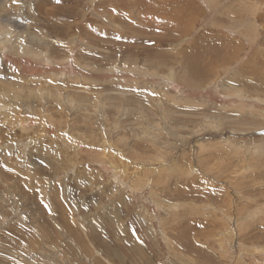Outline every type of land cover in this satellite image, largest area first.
<instances>
[{"label": "rangeland", "instance_id": "374dc122", "mask_svg": "<svg viewBox=\"0 0 264 264\" xmlns=\"http://www.w3.org/2000/svg\"><path fill=\"white\" fill-rule=\"evenodd\" d=\"M263 252L264 0H0V264Z\"/></svg>", "mask_w": 264, "mask_h": 264}, {"label": "snow or ice", "instance_id": "6c2138e0", "mask_svg": "<svg viewBox=\"0 0 264 264\" xmlns=\"http://www.w3.org/2000/svg\"><path fill=\"white\" fill-rule=\"evenodd\" d=\"M61 2V0H56V3L59 4ZM119 38V37H117ZM45 207H47V205H45Z\"/></svg>", "mask_w": 264, "mask_h": 264}, {"label": "bare ground", "instance_id": "6f19581e", "mask_svg": "<svg viewBox=\"0 0 264 264\" xmlns=\"http://www.w3.org/2000/svg\"><path fill=\"white\" fill-rule=\"evenodd\" d=\"M239 215H240V214H239ZM242 217H243V216H242ZM242 217H241V218H242ZM239 218H240V217H239ZM239 218H238V219H239ZM238 221H239V220H238ZM263 253H264V252H263Z\"/></svg>", "mask_w": 264, "mask_h": 264}]
</instances>
